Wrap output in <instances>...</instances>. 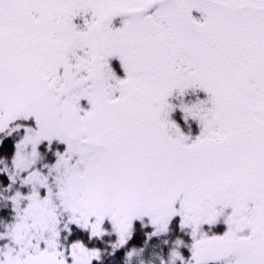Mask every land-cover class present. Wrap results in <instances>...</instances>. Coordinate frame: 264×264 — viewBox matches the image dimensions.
I'll list each match as a JSON object with an SVG mask.
<instances>
[{
    "label": "snow or ice",
    "instance_id": "6c2138e0",
    "mask_svg": "<svg viewBox=\"0 0 264 264\" xmlns=\"http://www.w3.org/2000/svg\"><path fill=\"white\" fill-rule=\"evenodd\" d=\"M0 264H264V0H0Z\"/></svg>",
    "mask_w": 264,
    "mask_h": 264
},
{
    "label": "rangeland",
    "instance_id": "374dc122",
    "mask_svg": "<svg viewBox=\"0 0 264 264\" xmlns=\"http://www.w3.org/2000/svg\"><path fill=\"white\" fill-rule=\"evenodd\" d=\"M202 95V94H201ZM184 131L186 133H188L189 131V128L187 126L184 127ZM191 132L193 135H195L197 133V128H196V125L195 124H191Z\"/></svg>",
    "mask_w": 264,
    "mask_h": 264
}]
</instances>
